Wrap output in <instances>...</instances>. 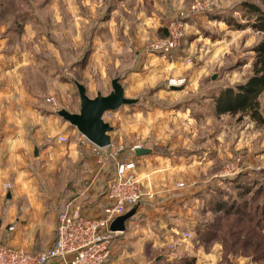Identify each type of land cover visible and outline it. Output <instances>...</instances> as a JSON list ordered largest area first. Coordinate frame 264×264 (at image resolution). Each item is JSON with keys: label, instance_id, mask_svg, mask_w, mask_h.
Listing matches in <instances>:
<instances>
[{"label": "rangeland", "instance_id": "1", "mask_svg": "<svg viewBox=\"0 0 264 264\" xmlns=\"http://www.w3.org/2000/svg\"><path fill=\"white\" fill-rule=\"evenodd\" d=\"M73 1L0 0V141L12 126L30 130L40 118L64 123L57 111L79 110L74 82L94 97L110 93L118 78L136 103L103 115L113 130L111 144L101 148L103 162L93 161L108 176L99 192L120 159H132L136 147L152 152L137 162L142 195L126 231L135 223L138 229L133 236L116 232L114 251L146 238L143 247L132 246L143 254L131 262L154 264L155 207L182 230L165 237L177 264H264V88L257 96L259 121L241 111L218 112L214 101L246 81L253 46L264 37L249 26L251 15L241 7L246 0H173L169 17L181 21L184 35L179 48L154 58L145 46L157 39L149 38L142 51L106 52L104 61L88 59L92 10L80 0L83 11L74 17ZM108 8L101 5L98 14ZM171 79L182 81L171 85Z\"/></svg>", "mask_w": 264, "mask_h": 264}, {"label": "crops", "instance_id": "2", "mask_svg": "<svg viewBox=\"0 0 264 264\" xmlns=\"http://www.w3.org/2000/svg\"><path fill=\"white\" fill-rule=\"evenodd\" d=\"M84 1L93 16L88 59L100 61L105 60L106 52L135 51L150 41L149 38L164 37V23L171 18L169 14L174 8L173 0L165 3L158 0ZM73 2L74 17H79V12L83 11L82 3L80 0ZM101 5H109L107 15L98 14ZM163 5L166 12L161 9ZM148 54L154 58L161 56ZM12 127L15 129L0 141V243L34 253L50 247L56 215L68 202L74 201L85 214H98L104 204L98 183L106 182L108 176L99 168L94 170L95 155L91 145L78 131L74 133V127L68 129L65 122L45 117L30 130L25 125ZM70 134L73 137L70 138ZM58 136H65L67 142H59ZM151 210L148 212L156 219L154 237L151 238L154 240V264H177L178 260L164 247L168 239L165 237H175L182 230L161 218L155 207ZM137 229L135 223V227L129 231L125 227L123 232L133 236ZM130 238L133 241L134 237ZM143 239L145 242L136 238L130 247L121 246L117 251H114V245L111 246L104 264H132L133 258L139 259L143 254L133 252L132 246L138 248L145 244L148 239ZM47 264L58 262L53 260Z\"/></svg>", "mask_w": 264, "mask_h": 264}, {"label": "built area", "instance_id": "3", "mask_svg": "<svg viewBox=\"0 0 264 264\" xmlns=\"http://www.w3.org/2000/svg\"><path fill=\"white\" fill-rule=\"evenodd\" d=\"M193 8H198V5H193ZM180 23L179 19H170L165 25V37L148 42L145 50L162 56L179 48L184 36ZM181 81L171 79L169 84L176 85ZM57 140L67 142L65 136H58ZM90 145L96 161L102 163L103 150L92 143ZM137 161L134 155L132 159L125 158L117 162L115 175L104 191V205L98 214H85L74 201L68 202L56 215L54 239L50 247L30 253L0 243V264H47L53 260L58 264H104L116 233L110 230L111 222L131 206L134 207L142 195V183L136 175ZM180 237L185 240L188 234L184 233Z\"/></svg>", "mask_w": 264, "mask_h": 264}, {"label": "water", "instance_id": "4", "mask_svg": "<svg viewBox=\"0 0 264 264\" xmlns=\"http://www.w3.org/2000/svg\"><path fill=\"white\" fill-rule=\"evenodd\" d=\"M215 75L212 76V79ZM78 98V112H69L61 109L56 114L65 122L75 127L77 131L86 138L87 141L99 148H105L110 145V132L112 126L103 119V115L117 109L122 105H131L136 103L135 99H130L125 96V91L119 82L118 78L111 80L112 90L107 95L97 93L94 97L86 95L85 87L79 82H74ZM152 151L149 148H138L135 150L136 156L148 155ZM136 207L117 216L110 224L112 232L125 231L126 222L135 213Z\"/></svg>", "mask_w": 264, "mask_h": 264}, {"label": "trees", "instance_id": "5", "mask_svg": "<svg viewBox=\"0 0 264 264\" xmlns=\"http://www.w3.org/2000/svg\"><path fill=\"white\" fill-rule=\"evenodd\" d=\"M260 1L261 4L246 0L241 7L251 15L252 21H249V26L264 33V0ZM223 20L228 24L234 23L231 18H224ZM236 24L241 26L238 23ZM253 52L255 58L251 66V73L246 81L237 85L236 89L226 87L214 97L215 107L218 112L236 113L241 111L250 114L255 120H261L258 113L257 96L264 88V37L253 46Z\"/></svg>", "mask_w": 264, "mask_h": 264}]
</instances>
